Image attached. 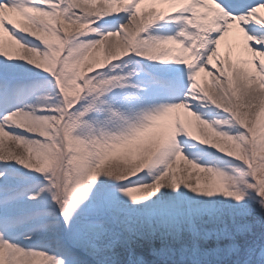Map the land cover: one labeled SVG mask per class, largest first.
I'll return each instance as SVG.
<instances>
[{"label": "snow or ice", "instance_id": "6c2138e0", "mask_svg": "<svg viewBox=\"0 0 264 264\" xmlns=\"http://www.w3.org/2000/svg\"><path fill=\"white\" fill-rule=\"evenodd\" d=\"M0 264H264V0H0Z\"/></svg>", "mask_w": 264, "mask_h": 264}, {"label": "bare ground", "instance_id": "6f19581e", "mask_svg": "<svg viewBox=\"0 0 264 264\" xmlns=\"http://www.w3.org/2000/svg\"><path fill=\"white\" fill-rule=\"evenodd\" d=\"M5 40L7 42V38L5 37ZM205 81H208L210 84V78L206 77L204 74H201V83L203 84Z\"/></svg>", "mask_w": 264, "mask_h": 264}]
</instances>
